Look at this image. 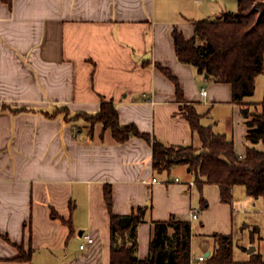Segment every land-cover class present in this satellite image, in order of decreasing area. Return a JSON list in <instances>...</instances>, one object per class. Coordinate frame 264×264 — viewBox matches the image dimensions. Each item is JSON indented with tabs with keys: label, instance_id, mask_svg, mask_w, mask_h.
<instances>
[{
	"label": "crops",
	"instance_id": "1",
	"mask_svg": "<svg viewBox=\"0 0 264 264\" xmlns=\"http://www.w3.org/2000/svg\"><path fill=\"white\" fill-rule=\"evenodd\" d=\"M188 1L0 0V264H109L105 183L111 185L115 213L142 207L138 258L148 254L152 222L173 214L189 220L201 237L197 251L191 246L193 257L211 252L215 232L248 230L249 241L253 226L259 238L253 246L263 253L264 196H249L236 184L231 202H223L214 183L201 191L190 186L185 165L156 172L151 146L142 137L118 143L109 132L100 137V124L90 135L82 119L43 113L62 105L71 113L95 112L103 97L113 100L121 124L134 123L165 143L199 145L182 114L188 102L200 113V123L225 134L238 154L256 146L246 139L242 110L257 108L260 101L234 102L229 83L176 57L173 27L189 38L204 2L192 0L195 11L187 17ZM161 68L175 77L181 99L176 82ZM21 106L28 109L12 111ZM220 123L225 127L219 129ZM52 208L71 221L72 233L50 215ZM192 208L198 210L196 219H190ZM83 234L94 240L80 249ZM15 243L31 250L29 260L15 258ZM250 243L239 245L240 257H248Z\"/></svg>",
	"mask_w": 264,
	"mask_h": 264
},
{
	"label": "trees",
	"instance_id": "2",
	"mask_svg": "<svg viewBox=\"0 0 264 264\" xmlns=\"http://www.w3.org/2000/svg\"><path fill=\"white\" fill-rule=\"evenodd\" d=\"M2 1L11 3V0ZM236 1L235 11H223L214 20H195L189 38L177 27H173L171 33L177 59L195 66L199 73H206L218 82L229 83L232 100L241 103L254 92L255 78L264 69V9L259 11L255 7L257 0ZM161 69L176 82V95L181 99V89L175 77L168 69ZM26 109L21 106L12 108V111ZM182 109V114L199 137V145L165 143L151 133L140 131L134 123L121 124L115 103L103 97L95 112L71 113L66 105H62L43 113L47 117L62 114L67 121L82 119L88 123L90 135L100 124V137L109 132L112 140L118 143L132 135L142 137L151 146L152 167L156 172L169 171L178 164L185 165L199 191L204 184L214 183L223 202H231L232 187L236 184L243 185L249 196H264V91L259 110L246 108L245 113L246 139L260 143V147L247 146L243 154L235 151L233 141L225 134L202 125L201 115L193 104L185 102ZM103 192L110 218L109 264H190L192 227L189 220L175 214L167 220H154L148 254L138 258L136 227L143 221L142 207L129 213H115L110 183L104 184ZM200 199L203 205L205 200L202 196ZM50 215L63 222L70 233L74 231L71 221L53 208ZM257 231L258 227L253 226L251 242ZM2 236L8 239L6 235ZM212 237L213 247L204 264H264V254L259 251L251 252L246 259H235L232 233L215 232ZM15 246L19 250L16 259H30L31 250H24L21 244L15 243Z\"/></svg>",
	"mask_w": 264,
	"mask_h": 264
},
{
	"label": "rangeland",
	"instance_id": "3",
	"mask_svg": "<svg viewBox=\"0 0 264 264\" xmlns=\"http://www.w3.org/2000/svg\"><path fill=\"white\" fill-rule=\"evenodd\" d=\"M185 1V0H184ZM204 1L203 3H201V14L199 16V19H209V20H214L217 19L219 16V12L220 10L218 9H223L224 11L226 10H232L235 11L237 9V1L236 0H201ZM255 7L259 10L262 11L264 9V0H257L255 2ZM185 11V15L187 16L189 12H191L192 14L195 11V5L192 4V0H189L187 3H185V7L183 8ZM189 17V16H187ZM190 31V30H189ZM192 31V30H191ZM191 33V32H190ZM192 34V33H191ZM263 91H264V69L263 71L257 75L256 80H255V89L254 92L247 96L245 100H249L252 101L253 104H255V102H257L256 104H258V101H260L263 97ZM250 110H259V105H257V108H249ZM219 113L223 114L225 113V111L221 110ZM82 122V121H80ZM220 125L221 127H225L224 124L220 123L219 124V129H220ZM258 147H260V143H256ZM264 222H262V230L261 232H259V235L263 236V240L261 239V244L262 247H264ZM233 238H234V248H233V257L235 259H244L240 256H242V251L240 249H238L240 244H247L249 243L248 239V230H237L235 233L233 232ZM257 233H255V239L250 243L251 245H249L248 247L252 246V245H256V243L259 241V238L257 237ZM201 237L198 236V234H195V232H192L191 235V246L192 249H194V251H197V248H199V244H201ZM255 243V244H254ZM254 251H259L258 248H255ZM253 252V251H252ZM260 252V251H259ZM251 253V252H250ZM249 252L246 253L248 256L250 254ZM264 253V251H263ZM264 258V256H263Z\"/></svg>",
	"mask_w": 264,
	"mask_h": 264
},
{
	"label": "built area",
	"instance_id": "4",
	"mask_svg": "<svg viewBox=\"0 0 264 264\" xmlns=\"http://www.w3.org/2000/svg\"><path fill=\"white\" fill-rule=\"evenodd\" d=\"M201 93L205 94L206 90L204 88H202ZM178 180H179V178L175 177V181H178ZM153 181H156V179L152 178V180L150 182H153ZM188 184L191 186L194 184V182L191 180L188 182ZM197 217H198V210L196 208H192L190 210V219H196ZM82 237H83V242H81L79 244L80 249L85 248L86 244L92 243L94 240L93 237L89 234H83ZM205 258H206L205 254H199V255H196L194 257L191 256L190 257V264H204Z\"/></svg>",
	"mask_w": 264,
	"mask_h": 264
},
{
	"label": "water",
	"instance_id": "5",
	"mask_svg": "<svg viewBox=\"0 0 264 264\" xmlns=\"http://www.w3.org/2000/svg\"><path fill=\"white\" fill-rule=\"evenodd\" d=\"M205 76H208V74L205 73ZM242 111H243V112H246V109L243 108ZM254 250H255V247L252 245V246L248 247L247 252L250 253V252H252V251H254ZM205 255L208 256V255H209V251H206V252H205Z\"/></svg>",
	"mask_w": 264,
	"mask_h": 264
}]
</instances>
